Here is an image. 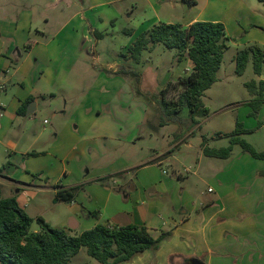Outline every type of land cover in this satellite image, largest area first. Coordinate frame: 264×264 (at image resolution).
I'll use <instances>...</instances> for the list:
<instances>
[{
  "label": "crops",
  "instance_id": "1",
  "mask_svg": "<svg viewBox=\"0 0 264 264\" xmlns=\"http://www.w3.org/2000/svg\"><path fill=\"white\" fill-rule=\"evenodd\" d=\"M129 1H132L133 9L144 6L151 11L150 18L142 23L141 30L147 27L143 31L160 22L183 26L197 20L223 22L228 48L229 42L235 38L239 39L237 44L240 48L250 45V36L254 37V33L245 34L246 29L250 26L264 27L263 0ZM116 2L118 0H0L2 138L15 122L25 119L24 129L13 128V131L30 140L28 148L21 152L25 173L16 175L12 169L4 170L0 175L2 196H16L19 205L27 212L33 197L38 194L47 197L54 193L56 202L69 204L68 217L58 228H64L71 234H79L99 222L118 226L146 225L154 236L168 234L155 251L148 249L121 264H151L154 261L155 264H187L193 259L204 264H264V176L256 173L264 168V164L250 161L252 165L248 172L239 162L221 165L210 161L214 179L212 182L203 179L209 184L205 192L188 200L190 192L185 190L181 196L178 195L174 181L172 183L162 174L168 173L162 166L170 159V156L160 158L164 151L158 153L152 148L154 151L151 149L150 156L143 159L142 154L130 147L133 151L129 164L120 165L125 148L130 143L137 145L136 139L143 136L139 132L144 127L147 105L142 94L137 93L135 83L139 81L142 92L151 89L144 91V71L134 65L142 64L143 56L141 62L134 63L124 55L127 46L121 53H114L124 57L108 59L102 66L112 76L101 78L93 67V60L99 59L100 55L96 51L95 36H104L94 27L95 12ZM98 20L106 22L101 16ZM252 39L264 48V40L260 37ZM59 61L57 69L55 64ZM172 66H175L174 70L167 67L170 73L159 82L156 90H161L168 81L188 74L193 62L184 56ZM74 72L80 75H76L80 79L73 86L79 87L77 94L81 93L82 97L79 100H74L73 95L65 91L72 87L65 77ZM95 80L108 83L102 84L104 97L100 99L105 98L106 91L108 98L97 108H93V103L88 100ZM10 82L12 93L8 89ZM57 90L62 96L63 115L69 104L76 102L73 118L59 135L53 122L51 127L41 125L32 129L30 124L40 103L57 100ZM30 96L34 97L35 109L30 114H18L19 106ZM51 114L53 118L58 117L56 109ZM48 123L44 119V124ZM151 127L157 130L156 125ZM51 134L58 135L53 143L48 139ZM182 139L183 136L174 146ZM10 144L16 145L15 142ZM38 144L43 146L34 149ZM201 154L205 155L204 152ZM107 155L111 162L97 171L115 170L90 178V157ZM43 156L46 159L36 167L35 160ZM137 167L139 169L133 171L134 178L131 176L121 185L110 183L107 174L111 171L120 173ZM158 167L161 174L153 175L151 168ZM201 167L202 160L198 159V171L185 166L187 174L179 172L178 176L188 179L189 173L198 174ZM37 171L41 175L34 177ZM67 175H74V182L63 186L61 179ZM247 177L250 181L246 180ZM74 186L80 187V191L74 192L72 200L59 198L58 191H72ZM95 207H101V211L98 213ZM40 230V227L31 228L34 233Z\"/></svg>",
  "mask_w": 264,
  "mask_h": 264
},
{
  "label": "rangeland",
  "instance_id": "2",
  "mask_svg": "<svg viewBox=\"0 0 264 264\" xmlns=\"http://www.w3.org/2000/svg\"><path fill=\"white\" fill-rule=\"evenodd\" d=\"M254 1L262 2V0ZM262 5L264 6L263 3ZM95 15L96 24H94V27L97 30L96 32L103 34L104 36H95V43L97 44L96 51H98L100 55L98 54L99 59L93 60L95 65L93 67H95L96 73L99 74L101 78H105V75L108 77L112 76L106 67H102L105 64V61L108 59L111 60L113 57L118 59L120 56L124 57V55L127 54V52H125L124 55L117 56L114 53H121L124 46H127L128 48L136 40L138 34L147 28L145 27L141 30L143 28L142 23H145L147 19L150 18L151 11L144 6H139L138 8L133 9L132 1L118 0L116 3L105 6L103 10H96ZM98 16H101L106 22H100ZM262 17H264V11ZM149 28H151V26L148 27V29ZM249 32L250 34L254 33V37L250 36V40H252L250 45L257 44L256 41H254L255 39L252 38L257 39L260 37L261 40H264V27L252 28V26H250L246 29L245 34H248ZM238 40L239 39L235 38V40L229 42V48L224 53L222 66L218 71V80L205 91L203 96V101L207 106L209 113L205 116H198V123L192 125L189 109L185 106L179 113V120L157 127L156 130L151 126H155L159 122L157 115L159 114L160 109L156 105H149L146 103V119L144 120L142 132L141 130L139 132V134L143 136L142 138L136 139V141L138 140L137 145L130 143V145L125 148L126 151L124 156H122L123 163L120 165L125 166L126 164H129L130 156H132L131 151H133L131 148L136 149L138 153L142 154L141 157H143V159L148 158L150 156L149 154L152 153L154 149H156L158 153L164 151L160 158L170 156V159L162 166V168L168 170V173L162 174L165 175L166 179H171L172 183L174 181L176 193L178 195L181 196L185 190H188L191 194L187 197L186 200H188L191 197H197L201 195L202 192H205L209 184L204 182L203 179L208 182H212L214 179L212 177L213 171L210 170V161L217 162L221 165L225 163L239 162L238 164L243 165L248 172L250 171V165H252V162L250 161L264 164V161L254 158L248 152H245L239 144L233 146L232 153L228 158H215L201 154L203 153L201 152V148H203V141L205 139L207 144L212 147L229 145L230 137L228 135L235 130L237 121L241 122L246 130L241 136L250 142L257 150H264V101L261 103L258 111L252 115L254 108L249 102L254 100L256 94L251 93L246 86V82L252 80H255L256 83L259 84L260 80L264 79V74L259 75L254 72L251 59L249 60L243 74L240 75L236 73L235 55L237 50L241 49L239 44H237ZM110 54L113 56H110ZM132 61L134 62L133 59ZM177 62L176 49L168 48L163 43H157L156 46H153L152 50H145L143 52L142 64H134L138 69L144 71V91H146V88H150V93L158 92L156 89L159 87V82L170 73L167 67L169 66V69L171 68L170 71H172L175 68V66L172 65H175ZM60 63L61 62L59 61L55 64L57 69L60 67ZM74 74L66 75L65 78H67L68 83L72 87L65 89V91L70 92L73 95V98H75L74 100H79L80 98L82 99L80 95L81 93L77 94L79 87L73 86L75 82H78L80 79H77L76 75L79 77L80 75L75 72ZM172 81L175 82L177 80ZM102 84L107 85L108 83H99L95 80L93 90L89 91L90 95L88 100L93 103V108L101 106L102 102L108 98V92L106 91L105 98L103 100L100 99L104 97ZM56 86L58 87V85ZM11 87L12 83L10 82L8 84L10 93H12L13 89ZM180 91L181 87L178 84H173L170 86L167 96L169 98H175ZM57 92V100L53 99L47 103H40L37 115L34 116L30 124L32 129H38L41 125L51 127V123L53 122L57 127L56 133L59 135L66 123L71 121L76 108V102L70 103L68 106L69 109L66 111V114L63 115L62 110L64 109V106L61 99L62 96L60 95L61 93L59 90H57ZM144 102L146 101L144 100ZM55 109L58 111L57 118H53L51 114ZM44 119H47L49 123L44 124ZM25 121L26 120L23 119L21 122H15L3 138L2 132L4 127L0 128V167L5 165L4 170L11 171L13 169V171L16 172V175L25 173L22 166L23 156L21 152H24L28 148L30 140L27 137H23L22 134L19 135L17 132H14L13 128L23 130V123ZM175 133H182L183 139L179 144L174 146L175 142H177L175 141ZM217 133H222L223 135L217 136ZM58 135L51 134L48 138L49 143L55 142ZM10 142H15L16 145L12 146ZM40 146L43 145H35L34 149H38ZM90 158V167H92L90 178H94L98 175L102 176V174L110 172V170H115L108 169L105 172H102V170L97 171L105 165H109L111 160L108 158V155L97 158L91 156ZM44 159H46L44 156L37 158L35 160V163H37L36 167L40 166ZM198 159L202 160V167L198 174L189 173L188 179L180 178L178 176L179 172L187 174L184 172L185 166L191 167L192 170L197 169L198 171ZM138 169V167L135 169H125L120 173L111 171L107 176L108 179H110L111 184L116 183V185H121L124 181L130 179L133 175V171L136 172ZM262 169L264 168L259 170ZM161 172L162 170L159 167L151 168V173L153 175H160ZM39 173L40 172L38 171L37 173L35 172L34 177H38L37 174ZM43 173L52 178L46 170H43ZM39 175H41V173ZM122 176H125L126 178ZM74 178V175L62 177L60 184L63 186L71 185L74 182ZM246 180L250 181V178L247 177ZM71 190L77 193L78 190L80 191V187L74 186L71 187ZM4 194H6V191H4ZM182 198L183 197H181V199ZM197 199H199V197ZM78 200L79 199L75 197V201L79 203ZM95 208L98 210V213L101 211V207ZM27 212L34 218L31 226L32 229L40 227L37 222L38 217H42L54 227H59L68 217L69 204L60 201L56 202L54 193L47 195V197H42L38 194L37 197H33ZM155 250L152 249V251ZM239 261H241V259ZM155 263L156 262L154 261L151 264ZM69 264L102 263L91 257L87 253L86 247H82L81 251L72 257ZM187 264L190 263L188 262Z\"/></svg>",
  "mask_w": 264,
  "mask_h": 264
},
{
  "label": "trees",
  "instance_id": "3",
  "mask_svg": "<svg viewBox=\"0 0 264 264\" xmlns=\"http://www.w3.org/2000/svg\"><path fill=\"white\" fill-rule=\"evenodd\" d=\"M190 1V0H186ZM194 1V0H193ZM225 25L220 21L197 20L183 26L180 23L154 24L150 29L141 32L127 48V56L139 63L143 52L157 43L176 49L177 61L187 56L193 62V68L177 81H168L158 92H142L139 81L135 83L137 93L142 94L147 104L154 103L159 107L157 127L179 120L183 107L189 109L192 125L198 123V116L209 113L203 101L205 91L218 80L224 53L228 48ZM253 62L256 74H264V48L251 44L239 49L235 55L236 73L243 74L249 60ZM136 73V72H135ZM134 73V74H135ZM178 84L181 91L175 98H169V88ZM249 91L256 94L249 102L255 114L264 101V79L257 84L255 80L246 82ZM33 96L28 97L19 106L17 112L26 115L27 107ZM246 132L241 122H236L235 130L229 134V145L211 147L206 139L203 141V152L207 156L227 158L235 144L241 145L252 157L264 160V150H257L241 135ZM217 133V136H222ZM182 133H175V141ZM5 165L0 167V175ZM264 176V169L257 171ZM73 191H58L61 199L72 200ZM34 219L19 205L16 196L3 197L0 188V264H69L70 260L82 247L87 253L102 264H121L129 261L136 254L148 249H157L168 236L161 233L154 236L146 225H110L99 222L94 227L79 234H71L64 228L52 226L42 217L37 218L41 230L31 231Z\"/></svg>",
  "mask_w": 264,
  "mask_h": 264
},
{
  "label": "water",
  "instance_id": "4",
  "mask_svg": "<svg viewBox=\"0 0 264 264\" xmlns=\"http://www.w3.org/2000/svg\"><path fill=\"white\" fill-rule=\"evenodd\" d=\"M36 107V103L34 101H31L29 104H28V107H27V114H30L32 113V111L35 109ZM191 264H204L203 262L197 260V259H193L191 261Z\"/></svg>",
  "mask_w": 264,
  "mask_h": 264
},
{
  "label": "built area",
  "instance_id": "5",
  "mask_svg": "<svg viewBox=\"0 0 264 264\" xmlns=\"http://www.w3.org/2000/svg\"><path fill=\"white\" fill-rule=\"evenodd\" d=\"M212 190V188H209V191H211Z\"/></svg>",
  "mask_w": 264,
  "mask_h": 264
},
{
  "label": "flooded vegetation",
  "instance_id": "6",
  "mask_svg": "<svg viewBox=\"0 0 264 264\" xmlns=\"http://www.w3.org/2000/svg\"><path fill=\"white\" fill-rule=\"evenodd\" d=\"M190 264H191V262H190Z\"/></svg>",
  "mask_w": 264,
  "mask_h": 264
}]
</instances>
